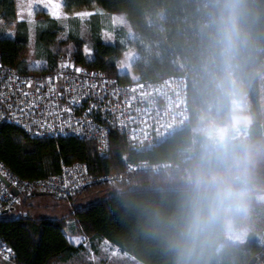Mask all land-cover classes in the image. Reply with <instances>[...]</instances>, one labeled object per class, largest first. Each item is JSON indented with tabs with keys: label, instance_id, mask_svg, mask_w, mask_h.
<instances>
[{
	"label": "trees",
	"instance_id": "trees-1",
	"mask_svg": "<svg viewBox=\"0 0 264 264\" xmlns=\"http://www.w3.org/2000/svg\"><path fill=\"white\" fill-rule=\"evenodd\" d=\"M63 4L66 14L98 10L86 20L90 55L83 54L84 42L72 30L66 40L54 43L60 23L41 12L33 32L45 66L29 69L25 57L28 23L15 20V0H0V61L4 66L20 74L50 72L57 67L61 47L71 44L70 56L61 57L121 83L185 76L187 126L158 147L142 152L132 151L112 132L104 158L94 142L72 137L35 139L3 124L0 162L25 181L48 178L58 174L61 166L75 163L100 176L121 173L128 162L169 163L157 171H136L114 184L86 187L61 202L71 207L69 216L90 243L104 239L139 264H249L253 258H264V242L256 231L240 245L224 242L220 224L195 241L186 235L197 178L227 175L239 183V160L245 186L264 184V175L254 169L264 165V0H63ZM227 6L235 8L236 34L230 47L223 37ZM116 13L124 16L133 37L119 28L114 42L105 43L102 15ZM68 22L75 28L79 23L72 17ZM7 27H13L12 37L3 33ZM129 49L136 54L131 64L135 79L117 71L120 55ZM240 100L248 102L251 123L243 128L240 140L231 138L228 130V148L220 149L202 129L209 124L228 127L237 111L233 102ZM99 196L105 198L96 200ZM75 204L83 207L75 209ZM200 206L206 208L207 202L200 201ZM5 215L0 213V241L13 251V264H65L84 250L66 240L67 219L6 220ZM245 220L243 213L234 217L237 225Z\"/></svg>",
	"mask_w": 264,
	"mask_h": 264
},
{
	"label": "built area",
	"instance_id": "built-area-1",
	"mask_svg": "<svg viewBox=\"0 0 264 264\" xmlns=\"http://www.w3.org/2000/svg\"><path fill=\"white\" fill-rule=\"evenodd\" d=\"M53 71L20 74L0 61V126H15L35 139L76 138L94 142L108 157L110 133L118 134L132 151L158 147L188 123L186 77L158 82H120L89 70L69 57H60ZM169 163H125L121 173L93 175L86 166H61L58 174L37 181L21 180L0 162V213L14 208L20 195L42 194L69 201L86 187L114 184L138 171H157ZM10 189L17 191L15 198ZM0 241V257L13 260V251ZM8 257L5 259L4 257ZM254 264H264V258Z\"/></svg>",
	"mask_w": 264,
	"mask_h": 264
},
{
	"label": "rangeland",
	"instance_id": "rangeland-1",
	"mask_svg": "<svg viewBox=\"0 0 264 264\" xmlns=\"http://www.w3.org/2000/svg\"><path fill=\"white\" fill-rule=\"evenodd\" d=\"M16 1V9L17 16L16 19L18 22L25 21L28 23L27 17V4L31 2V0H15ZM41 12H45L48 14L47 10L42 6L39 11H35L32 16V20L34 21V25L29 26V47L27 55V64L29 69L41 70L42 67L45 66V62L41 56L37 53L36 46L34 44V32L37 23V15ZM64 13V12H63ZM80 13H99L98 10L92 11H79L74 12L72 14L64 13L68 18L66 20H57L60 23L61 29L59 35L54 43L59 44L60 42L66 40L68 32L73 31L76 32L78 37L82 39L84 42L83 46V54L90 55V49L87 42L88 38V27L86 25V20H81L78 18V14ZM50 18H54L50 14H48ZM94 16V15H93ZM76 18L79 23L77 27L69 24V18ZM55 19V18H54ZM102 30H101V38L102 41L105 42L104 36L107 34V42L105 43H113L114 32L122 28L125 31L127 37L132 38L133 33L128 28V23L125 20L122 14H108L102 15ZM13 27H7L4 30V35L7 37L13 36ZM73 47L71 44L64 45L61 47V53L58 55V58L61 56H70ZM88 50L87 52L85 50ZM136 54L131 49L123 52L118 59L117 71L120 75H128L132 79L133 77L131 64L135 61ZM234 107L236 108V113L232 116L230 125L227 126H216L213 124L206 125L202 132L207 135L211 140L212 137L209 136V132L213 133V135L217 132L223 131L225 133V141L228 139V130L231 132V138L233 139H242L243 128L247 127L251 122L250 114L248 112V102L246 100L234 101ZM263 119V115L261 117ZM230 128V129H228ZM217 146V145H216ZM263 164V163H262ZM256 172L262 173L264 175V165H256L254 166ZM248 189V199H247V207L245 214V223L242 224L237 231L232 234L226 235L224 232V242L226 244L231 245H240L243 242L249 233L255 232L257 233L258 239L260 242H264V184L246 186ZM104 196H99V198H95L96 200L104 199ZM83 206L75 204V209H81ZM71 213V207L68 204H64V202L57 201L52 197L45 195H36L34 197H27L25 195H20L18 198V202L14 205V208L3 217L6 220H14L21 217H29V218H47L50 220L57 219H67L66 222V232H69L71 229L76 228V224L74 223V219L72 216H69ZM234 219V218H233ZM81 237V236H80ZM79 237V238H80ZM83 244L84 250L77 255L76 258H73L71 261L65 264H137L134 261H131L128 257L120 254L118 251H113V249L103 243V242H84ZM80 245V244H79ZM86 245V246H85ZM106 249V250H105ZM115 250V249H114ZM0 264H13L11 260H4L0 257Z\"/></svg>",
	"mask_w": 264,
	"mask_h": 264
},
{
	"label": "clouds",
	"instance_id": "clouds-1",
	"mask_svg": "<svg viewBox=\"0 0 264 264\" xmlns=\"http://www.w3.org/2000/svg\"><path fill=\"white\" fill-rule=\"evenodd\" d=\"M227 7L229 8V18L223 29V37L230 47L236 34L235 8L234 6ZM209 136L220 149L228 148L223 131L214 135L209 132ZM240 167V161L237 160L236 179L240 181L239 183L227 175H212L208 179L197 178L194 189L195 197L186 233L188 240H197L217 224L221 225L226 235L232 234L242 227L237 225L233 219L246 211L249 195L240 174ZM202 200L207 202L206 208L200 206Z\"/></svg>",
	"mask_w": 264,
	"mask_h": 264
},
{
	"label": "snow or ice",
	"instance_id": "snow-or-ice-1",
	"mask_svg": "<svg viewBox=\"0 0 264 264\" xmlns=\"http://www.w3.org/2000/svg\"><path fill=\"white\" fill-rule=\"evenodd\" d=\"M41 6L47 10L48 14L53 16L57 20H66L68 17L63 13V0H31L27 4V17H28V23L30 25H34V21L32 20L33 13L35 11H39ZM94 15V13H80L78 14V18L81 20H84L85 18ZM107 34L105 33L104 40L107 42ZM88 51L87 49L85 50ZM65 238L68 240L70 244H76L79 245L81 243H84L83 238L74 237L70 232H65ZM86 246V245H85ZM9 253L11 250H7ZM106 250V249H105ZM7 259L8 257H4Z\"/></svg>",
	"mask_w": 264,
	"mask_h": 264
},
{
	"label": "crops",
	"instance_id": "crops-1",
	"mask_svg": "<svg viewBox=\"0 0 264 264\" xmlns=\"http://www.w3.org/2000/svg\"><path fill=\"white\" fill-rule=\"evenodd\" d=\"M15 4H16V1H15ZM16 10H17V9H16ZM74 223L76 224L75 221H74ZM64 229H65V230H64V234H65V232H66V228H64ZM69 232H70L74 237H80V236H81L80 238H83L84 242H87V243L90 242L89 239L86 238V237L81 233V231H80L77 227L74 228V229H71ZM67 241H68V240H67ZM96 242H97V241H96ZM101 242H103V243L109 245V246L113 249V251H118V249H117L116 247L110 245L108 242L104 241V239H103V241H101ZM73 245L77 246L76 244H73ZM80 245L83 246V244H80ZM114 249H115V250H114ZM118 252H119L120 254H122V255L128 257L131 261H134V263H137L134 259H132L131 257L127 256L126 254H123V253H121L120 251H118ZM137 264H139V263H137Z\"/></svg>",
	"mask_w": 264,
	"mask_h": 264
},
{
	"label": "water",
	"instance_id": "water-1",
	"mask_svg": "<svg viewBox=\"0 0 264 264\" xmlns=\"http://www.w3.org/2000/svg\"><path fill=\"white\" fill-rule=\"evenodd\" d=\"M0 182H1L6 188H9V184H8L6 181H4L3 179H1V177H0ZM16 192H17V191H15L14 189H10V194H11L13 197H15V198L18 196V193H16ZM1 214H2V215H5V214H7V211H3V212H1ZM255 261H256V258H253V259L250 260L249 264H254Z\"/></svg>",
	"mask_w": 264,
	"mask_h": 264
}]
</instances>
